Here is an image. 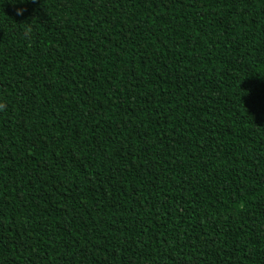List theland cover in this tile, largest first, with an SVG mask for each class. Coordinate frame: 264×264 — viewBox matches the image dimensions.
Returning a JSON list of instances; mask_svg holds the SVG:
<instances>
[{
	"label": "trees",
	"instance_id": "1",
	"mask_svg": "<svg viewBox=\"0 0 264 264\" xmlns=\"http://www.w3.org/2000/svg\"><path fill=\"white\" fill-rule=\"evenodd\" d=\"M0 104V264H264V0H0Z\"/></svg>",
	"mask_w": 264,
	"mask_h": 264
},
{
	"label": "clouds",
	"instance_id": "2",
	"mask_svg": "<svg viewBox=\"0 0 264 264\" xmlns=\"http://www.w3.org/2000/svg\"><path fill=\"white\" fill-rule=\"evenodd\" d=\"M22 14H23L22 11L17 12V15H22ZM30 31H31L30 29L26 30V34L30 33ZM5 107L6 105L0 104V110H3Z\"/></svg>",
	"mask_w": 264,
	"mask_h": 264
}]
</instances>
